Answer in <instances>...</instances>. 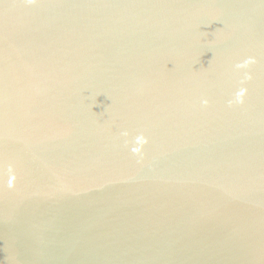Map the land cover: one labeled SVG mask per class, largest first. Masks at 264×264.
<instances>
[{
  "label": "water",
  "instance_id": "95a60500",
  "mask_svg": "<svg viewBox=\"0 0 264 264\" xmlns=\"http://www.w3.org/2000/svg\"><path fill=\"white\" fill-rule=\"evenodd\" d=\"M0 264H264V0H0Z\"/></svg>",
  "mask_w": 264,
  "mask_h": 264
}]
</instances>
